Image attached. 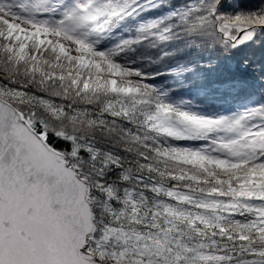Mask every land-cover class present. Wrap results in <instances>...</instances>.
Listing matches in <instances>:
<instances>
[{"label":"snow or ice","instance_id":"snow-or-ice-1","mask_svg":"<svg viewBox=\"0 0 264 264\" xmlns=\"http://www.w3.org/2000/svg\"><path fill=\"white\" fill-rule=\"evenodd\" d=\"M262 31L264 0H0V264H264V102L175 95Z\"/></svg>","mask_w":264,"mask_h":264},{"label":"trees","instance_id":"trees-1","mask_svg":"<svg viewBox=\"0 0 264 264\" xmlns=\"http://www.w3.org/2000/svg\"><path fill=\"white\" fill-rule=\"evenodd\" d=\"M255 4L256 0H238L242 8ZM201 63L206 66L204 79L185 81L181 87L168 80L166 86L176 87L177 97L192 99L205 111L231 113L264 102V31L240 51L223 54L211 64L208 59Z\"/></svg>","mask_w":264,"mask_h":264},{"label":"rangeland","instance_id":"rangeland-1","mask_svg":"<svg viewBox=\"0 0 264 264\" xmlns=\"http://www.w3.org/2000/svg\"><path fill=\"white\" fill-rule=\"evenodd\" d=\"M242 111V110H241Z\"/></svg>","mask_w":264,"mask_h":264}]
</instances>
